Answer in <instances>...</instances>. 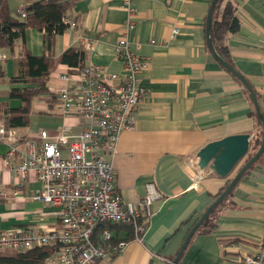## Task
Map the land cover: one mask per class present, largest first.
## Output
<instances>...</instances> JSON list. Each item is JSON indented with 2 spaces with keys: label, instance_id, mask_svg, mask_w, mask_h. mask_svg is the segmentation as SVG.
Masks as SVG:
<instances>
[{
  "label": "crops",
  "instance_id": "1",
  "mask_svg": "<svg viewBox=\"0 0 264 264\" xmlns=\"http://www.w3.org/2000/svg\"><path fill=\"white\" fill-rule=\"evenodd\" d=\"M32 1L9 0L12 13ZM238 1L241 27L228 38V46L234 67L251 84L264 113V0ZM211 3L133 0L136 25L129 40L145 61L139 78L146 92L137 110L135 128L121 133L114 156H103L112 160L115 191L125 200L139 203L149 183L159 196L151 203L149 225L142 238L129 240L111 259L92 264H172L196 218L247 161L254 140L264 130L260 118L258 121L253 114L256 107L247 86L211 50L212 40L206 30ZM70 15L77 26L56 36L55 56L68 47L82 46L87 50L85 63L121 72L116 43L128 18L123 0H75ZM174 27L177 34L172 32ZM24 41L36 55L47 49L46 33L37 28H27ZM22 43L17 40L16 54L0 46V68L4 71L0 102H8L11 107L22 103L10 97L14 85L9 81L18 73ZM68 71V64L56 65L34 101L31 124L16 128L23 139L22 149L26 148L24 140L38 139L41 129L51 135L65 128L75 134L84 129L87 121L76 114L64 115L59 106L57 91L68 84L60 76ZM54 93L56 101L50 108L48 99ZM242 133H251L253 138L249 154L235 173L220 178L210 170L200 171L197 152L204 145ZM8 150V143L0 140V230L59 227L57 208L34 198L42 183L32 175L15 174L11 165L17 163L18 156L7 157ZM226 197L220 203L215 228L194 233L179 264H248L237 257L256 252L264 237V152ZM119 234L124 237L126 231Z\"/></svg>",
  "mask_w": 264,
  "mask_h": 264
},
{
  "label": "built area",
  "instance_id": "2",
  "mask_svg": "<svg viewBox=\"0 0 264 264\" xmlns=\"http://www.w3.org/2000/svg\"><path fill=\"white\" fill-rule=\"evenodd\" d=\"M123 3L128 18L116 43L121 72L85 63L60 76L68 83L57 91L61 111L87 121L79 134L69 128L57 135L41 129L38 139L24 140L26 148L22 149L23 139L16 128L0 122V140L9 145L7 157L18 156L12 170L17 175H32L42 183L34 198L56 207L60 223L59 227L41 231L21 226L0 230V250L54 246L56 250L44 264H92L111 259L129 242L103 225L131 222L136 239H141L146 230L140 219L149 217L151 203L159 196L155 186L148 184L139 203L125 200L115 191L112 160L103 156L104 153L114 156L121 133L135 128L137 110L146 92L139 78L145 61L129 40L136 25L133 0ZM17 14L26 17L24 5L17 8ZM62 22L67 28L77 26L70 14L64 15ZM172 32L177 34L178 28L174 27ZM64 147L68 148L67 153L63 152ZM237 258L248 264H264V237L256 252Z\"/></svg>",
  "mask_w": 264,
  "mask_h": 264
},
{
  "label": "trees",
  "instance_id": "3",
  "mask_svg": "<svg viewBox=\"0 0 264 264\" xmlns=\"http://www.w3.org/2000/svg\"><path fill=\"white\" fill-rule=\"evenodd\" d=\"M238 2V0H216L210 27V37L218 54L233 67L234 62L231 58L228 38L238 32L241 27V21L237 16ZM74 4L75 0H34L25 6L27 15L24 18L17 13H12L9 0H0V46L9 50L10 53L16 54L17 40H23L18 52V73L9 79L10 83L14 85L10 97L20 99L22 103L18 107H11L8 102H0V120L7 125L19 128L28 127L31 124L35 112L34 101L48 83L58 63L68 64L71 71H73L72 68L82 67L85 64L87 50L82 46L68 47L58 57L54 54L56 36L64 33L67 29L62 18L66 14H71ZM27 28H37L46 33L47 49L43 54L36 55L27 47L24 41ZM3 76L4 71L0 68V78ZM55 101L56 94L48 99L50 108L55 104ZM253 114L259 121L256 109L253 110ZM263 134L264 130L258 133L248 159L261 146ZM229 183L220 189L215 196L216 199ZM220 205L202 222L195 234L208 233L215 228ZM140 222L145 228L149 225L147 216H143ZM106 226L116 235L122 230L126 231L125 240L129 241L134 238V226L131 222L103 225V227ZM116 238L119 239V237ZM55 250L54 246H41L26 251L4 249L0 250V263L44 264L45 259Z\"/></svg>",
  "mask_w": 264,
  "mask_h": 264
},
{
  "label": "water",
  "instance_id": "4",
  "mask_svg": "<svg viewBox=\"0 0 264 264\" xmlns=\"http://www.w3.org/2000/svg\"><path fill=\"white\" fill-rule=\"evenodd\" d=\"M215 2L216 0H212L206 20V30L209 38H211L210 27ZM210 46L215 58L247 86L249 92L252 95V99L255 104L258 116L264 126V113L258 101L257 95L249 81L244 77V75H242V73L236 70L215 51V47L212 42L210 43ZM252 138L253 135L251 133L232 134L207 143L197 152L198 168L201 172L210 170L220 178H228L231 174L235 173L236 169L239 168L238 166L241 164V162L246 159L247 155L250 152ZM263 152L264 141L262 142L257 152L251 158H249L238 169V171H236L237 173L232 179H230V183L226 187V189L217 197V199L213 201V203L207 208V210L193 224V226L187 233L180 250L173 259L172 264H179L184 250L186 249L188 243L190 242L198 227L233 190L244 173L251 168V166L256 162V160L262 155Z\"/></svg>",
  "mask_w": 264,
  "mask_h": 264
},
{
  "label": "rangeland",
  "instance_id": "5",
  "mask_svg": "<svg viewBox=\"0 0 264 264\" xmlns=\"http://www.w3.org/2000/svg\"><path fill=\"white\" fill-rule=\"evenodd\" d=\"M61 132V131H60ZM59 131H57L55 134L57 135V134H59L60 133Z\"/></svg>",
  "mask_w": 264,
  "mask_h": 264
}]
</instances>
